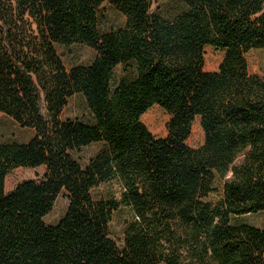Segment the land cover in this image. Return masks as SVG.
Instances as JSON below:
<instances>
[{
	"label": "trees",
	"instance_id": "trees-1",
	"mask_svg": "<svg viewBox=\"0 0 264 264\" xmlns=\"http://www.w3.org/2000/svg\"><path fill=\"white\" fill-rule=\"evenodd\" d=\"M161 1L0 0V114L34 131L0 143V264H264V228L233 222L264 213V0H173L174 18ZM106 4L124 26L102 28ZM75 45L90 65L66 67L58 48ZM77 95L92 124L63 118ZM41 167L6 191L12 171ZM107 184L120 196L96 198Z\"/></svg>",
	"mask_w": 264,
	"mask_h": 264
},
{
	"label": "rangeland",
	"instance_id": "rangeland-1",
	"mask_svg": "<svg viewBox=\"0 0 264 264\" xmlns=\"http://www.w3.org/2000/svg\"><path fill=\"white\" fill-rule=\"evenodd\" d=\"M154 9L166 18H174L184 10L182 3L173 0H162L156 3ZM126 18L109 4L104 5L101 10V23L104 30L116 29L125 25ZM59 53L68 69L78 65H90L95 57L94 50L87 46L75 45L72 47H59ZM135 76V66H120L114 73L113 82L117 85L125 78ZM64 119H78L92 124L93 115L88 109L87 103L82 95L73 97L63 115ZM34 136V131L20 127L11 118L0 114V143H25ZM104 144L96 143L84 148L76 157L83 166L88 165L102 149ZM45 168L29 169L19 168L12 171L6 179V191H13L19 184L27 180H38L43 177ZM121 189L118 184L103 185L94 190L96 198L114 195L119 197ZM69 201L65 194L57 200L53 211L45 218L48 225H56L64 217L68 210ZM130 209L122 208L113 218L111 233L113 238L121 244L124 239L127 223L131 220ZM234 224L246 223L259 228H264V213L246 215L234 219Z\"/></svg>",
	"mask_w": 264,
	"mask_h": 264
}]
</instances>
